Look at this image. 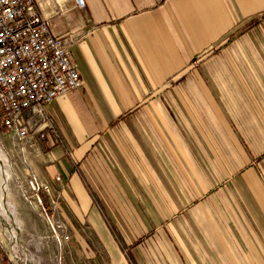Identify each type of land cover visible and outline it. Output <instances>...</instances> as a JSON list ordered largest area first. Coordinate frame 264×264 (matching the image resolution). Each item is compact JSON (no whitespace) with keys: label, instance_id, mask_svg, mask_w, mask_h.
<instances>
[{"label":"crops","instance_id":"0c3cea01","mask_svg":"<svg viewBox=\"0 0 264 264\" xmlns=\"http://www.w3.org/2000/svg\"><path fill=\"white\" fill-rule=\"evenodd\" d=\"M83 3L36 0L81 78L32 147L41 232L108 264H264V0Z\"/></svg>","mask_w":264,"mask_h":264},{"label":"built area","instance_id":"2783aa9c","mask_svg":"<svg viewBox=\"0 0 264 264\" xmlns=\"http://www.w3.org/2000/svg\"><path fill=\"white\" fill-rule=\"evenodd\" d=\"M75 3L84 5L83 0ZM36 9V0H0V126L33 148L48 134L58 136L45 107L81 85L79 71L70 58V37L53 34L49 20ZM25 112H29L26 117ZM55 179L59 181L60 176ZM30 186L32 197L45 211L38 190L42 187L50 196L51 187H37L33 180ZM9 257L15 263L19 258L25 261H19L21 264L30 263L25 257L13 258L10 253Z\"/></svg>","mask_w":264,"mask_h":264},{"label":"rangeland","instance_id":"374dc122","mask_svg":"<svg viewBox=\"0 0 264 264\" xmlns=\"http://www.w3.org/2000/svg\"><path fill=\"white\" fill-rule=\"evenodd\" d=\"M29 112H25V117ZM108 116H113V113L107 112ZM38 115L36 114L32 120L36 119ZM205 150H207L205 148ZM0 155L5 160V166L8 171V200L14 205V218L16 222L20 223L19 242L17 243V255L20 257L28 256L30 258L29 264H108L107 257H105L103 248L98 246L96 241L89 236L87 242L91 243L92 251L95 254V258H88L82 260L77 256V251L73 246L69 245L71 242L72 230L70 226L65 223L57 221L53 215V227L47 224L48 229L41 232L42 221L38 218L36 213L30 208L32 201L35 203L36 200L31 190L30 181L33 180L36 186L42 185L38 182L33 167L35 151H33L31 146H25L20 140H18L13 133H9L0 126ZM34 163H38L35 162ZM220 171V169H218ZM38 193L42 199L45 201L44 190L41 187ZM95 197V195H94ZM57 199L60 201V195L53 190V211H56L55 202ZM97 199V198H96ZM148 210V205L146 202L143 203ZM12 207V206H11ZM34 219L35 222L32 223L27 221V219ZM43 218V217H42ZM11 223V220L8 219ZM109 231L114 235L116 230H114L111 223H106ZM4 225L0 222V232ZM61 239V244L58 237ZM1 244L4 247L6 254H11L8 244L3 240L0 235ZM77 247L76 250H80L78 243L74 242ZM15 254V253H14ZM61 258V259H59ZM94 259V260H93ZM16 264H21V262L16 261Z\"/></svg>","mask_w":264,"mask_h":264},{"label":"bare ground","instance_id":"6f19581e","mask_svg":"<svg viewBox=\"0 0 264 264\" xmlns=\"http://www.w3.org/2000/svg\"><path fill=\"white\" fill-rule=\"evenodd\" d=\"M0 222L4 227L0 232L1 237L8 244L9 251H11L12 255L18 257L17 255V243L19 242V233H17L20 229L18 223L14 218V209L12 203L8 200V171L5 166V160L0 155ZM12 206V207H11ZM13 217L14 222H8V219ZM60 239V238H58ZM15 253V254H14ZM20 257V256H19ZM28 258V256H25Z\"/></svg>","mask_w":264,"mask_h":264},{"label":"water","instance_id":"95a60500","mask_svg":"<svg viewBox=\"0 0 264 264\" xmlns=\"http://www.w3.org/2000/svg\"><path fill=\"white\" fill-rule=\"evenodd\" d=\"M2 162H1V160H0V164H1ZM36 196H37V198H38V200H40V197H39V195L38 194H36ZM10 220H11V223H13L14 222V220H13V217L11 216V218H10ZM18 231V230H17ZM19 261H21L22 263H25V261L23 260V259H21V258H19Z\"/></svg>","mask_w":264,"mask_h":264}]
</instances>
